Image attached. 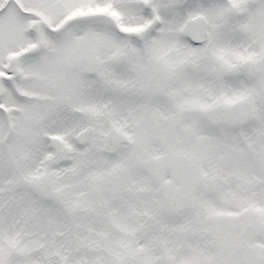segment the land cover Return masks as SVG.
<instances>
[{
  "label": "snow or ice",
  "instance_id": "obj_1",
  "mask_svg": "<svg viewBox=\"0 0 264 264\" xmlns=\"http://www.w3.org/2000/svg\"><path fill=\"white\" fill-rule=\"evenodd\" d=\"M0 264H264V0H0Z\"/></svg>",
  "mask_w": 264,
  "mask_h": 264
}]
</instances>
